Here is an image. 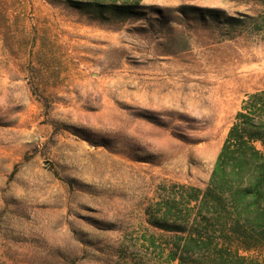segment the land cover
<instances>
[{"label":"rangeland","instance_id":"1","mask_svg":"<svg viewBox=\"0 0 264 264\" xmlns=\"http://www.w3.org/2000/svg\"><path fill=\"white\" fill-rule=\"evenodd\" d=\"M263 90L262 1L142 0L107 25L0 0V264H264L157 226Z\"/></svg>","mask_w":264,"mask_h":264},{"label":"trees","instance_id":"2","mask_svg":"<svg viewBox=\"0 0 264 264\" xmlns=\"http://www.w3.org/2000/svg\"><path fill=\"white\" fill-rule=\"evenodd\" d=\"M141 1L64 0V4L93 21L119 25L136 15ZM180 190L175 203L160 209L163 216L157 224L186 233L178 237L177 248L226 259L232 246L238 252L264 247V90L250 94L237 113L206 188L181 185ZM219 242L224 247H218Z\"/></svg>","mask_w":264,"mask_h":264}]
</instances>
